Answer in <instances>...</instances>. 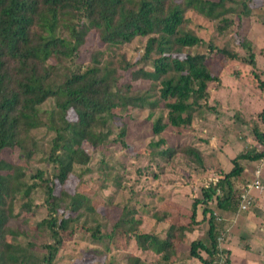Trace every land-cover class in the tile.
<instances>
[{
  "label": "trees",
  "instance_id": "1",
  "mask_svg": "<svg viewBox=\"0 0 264 264\" xmlns=\"http://www.w3.org/2000/svg\"><path fill=\"white\" fill-rule=\"evenodd\" d=\"M228 1L0 0V153L17 147L30 157L40 151L59 167L52 179L45 177L43 170L31 176L41 179L47 188L48 214L31 227L36 232L46 233L50 241L38 246L31 240L20 242L22 232L8 225L17 215L16 202L27 213L33 210L31 198L37 182L29 181L22 165L0 159V264H56L66 233L78 225L80 217L98 213L91 196L69 191H60L58 196L56 184L67 181L75 164L89 162L84 142L98 146L109 139L114 131L116 110L148 111L149 119H153V134L161 136L149 145L159 158H171L184 147L168 145L162 134L169 127L193 124L195 115L207 106L210 84L220 81L208 62L213 55L221 53L227 60L251 66L253 75L259 79L258 60L248 39L241 40L247 54L228 46L217 47L213 41L209 42V53L187 50L204 41L190 26L187 12L194 10L218 21V31L224 32L233 24L229 14L236 12L235 7L227 5ZM241 2L243 9L238 13L250 15L249 4L245 0ZM92 29L102 30L103 42L111 46L146 37L144 52L136 59L127 58L121 52L110 60L103 59V52L97 51L88 65L67 66L66 59L79 54ZM52 58L56 61L52 62ZM121 69H133L131 78L147 80L150 86L141 89L130 81L121 82ZM260 87L264 89L262 80ZM50 98L55 100L54 107L43 109L42 105ZM69 109L75 111V120L68 119ZM261 115L264 120V109ZM40 128L55 134L47 149L43 140L32 133ZM126 133V126H122L113 142L126 147ZM254 133L261 147L239 153L232 159L233 167L222 172L215 184L201 188V197L193 201L187 224L181 221V212L165 211L170 219L167 218L169 226L163 237L158 233L141 232L142 218L125 205L113 230L104 236L107 248L112 245L116 249H127L135 240L139 248L160 255L161 264H173L186 233L199 222L198 206L202 205L203 216L209 214L208 238L190 240L188 255L199 259L201 264H212L227 220L219 219L210 204L215 202L221 211L238 209L240 190L235 180L241 178L245 170L242 160L257 161L264 156V131L255 127ZM27 141L31 142L29 148ZM161 144L164 147L160 149ZM187 151L196 153L194 148ZM114 180L120 187V176ZM81 227L90 231V237L101 241L104 238L99 233V222L89 227L81 224ZM225 251L230 253L229 249ZM129 264H142V261L135 256L130 258ZM224 264H230L229 256Z\"/></svg>",
  "mask_w": 264,
  "mask_h": 264
},
{
  "label": "rangeland",
  "instance_id": "2",
  "mask_svg": "<svg viewBox=\"0 0 264 264\" xmlns=\"http://www.w3.org/2000/svg\"><path fill=\"white\" fill-rule=\"evenodd\" d=\"M244 0H229L227 5L233 6L236 12L229 14L233 24L224 32H219V22L210 20L194 10H189L190 26L204 40L199 46L188 48L192 53H209V42L213 41L217 47L228 46L247 54L242 47V38L252 42L257 58L259 79L253 75L252 67L238 60H227L221 53L213 55L208 62L212 64V71L220 77V81L210 84V97L207 106L201 113L196 114L193 124L180 128L169 127L162 136L168 145L180 144V149L173 157L162 159L154 154L150 147L151 141H157L161 136H156L152 131V120L146 110L128 111L116 110L117 117L113 124V134L109 139L98 146L84 142V148L90 156L86 164H75L64 184H56L55 194L60 191L69 193L84 192L91 196L95 202L98 213L80 217L79 223L66 233L61 250L58 253L56 264H129L130 258L140 257L142 264H161L160 255L152 250H143L138 247L135 240L127 249H116L112 245L107 248V232L113 230L115 221L120 217L123 207L132 208L138 218H142L139 226L141 232L158 233L163 237L169 226L165 211L180 213L181 221L187 224L191 205L197 197H201V188L214 178H219L222 172L233 167L232 159L241 152L261 145L257 142L254 128L264 131V120L261 112L264 109V89L260 87V80L264 81V0H245L251 7V14H240ZM102 30L92 29L88 34L86 43L81 47L75 58L66 59L67 66H86L91 62L92 54L103 52V59H113L123 52L127 58L136 59L144 52L147 42L146 37H138L133 42L121 46H111L102 40ZM55 62V58L51 59ZM211 60V61H210ZM133 69L120 70L121 82H131L135 88L145 89L150 86L147 80H133ZM55 100L50 98L43 105V109H52ZM69 120L76 119L73 109L67 112ZM122 126H126V147L113 142ZM43 140L44 148H49L50 141L55 136L53 132L40 128L32 132ZM41 142V141H40ZM28 148L31 142L27 141ZM161 144L159 148H163ZM188 148H194L195 154L189 153ZM140 153L139 151H145ZM152 151V152H151ZM5 158L16 165H22L27 172L30 182H37L36 190L32 194L33 210H21L18 202L15 204V217L11 218L8 225L22 232L18 238L24 243L28 240L38 246L50 241L46 233L36 232L31 227L34 223L47 216L48 210L45 203L46 184L41 179L31 177L37 170H43L45 177L54 178L58 165L50 162L44 152H34L30 157L19 148L5 149L0 153V159ZM104 160V162H103ZM245 166L253 167V163L242 160ZM258 161L255 163L257 164ZM256 164L254 166H256ZM120 176L121 186L118 187L114 180ZM249 178L244 176L235 180L236 187L242 191V186ZM261 192H264L261 191ZM218 218L223 219L222 211L216 207L215 202L210 204ZM254 205L249 209L251 210ZM63 208L59 209L62 212ZM203 206H198L197 224L191 232L186 233L187 239L183 240L176 252L173 264H196L195 259L188 255L190 240H207L208 219L202 214ZM67 214L68 211H65ZM164 216L163 221L157 218ZM166 216V217H165ZM168 218V219H167ZM86 220V221H85ZM101 223V240L90 237L81 224L95 226ZM228 227V226H227ZM229 231H222V246L227 247ZM246 243H244L245 246ZM260 250H255L252 264H264V242L257 245ZM234 248H238L234 246ZM262 253L256 255V253ZM234 253V252H233ZM206 256V253H204ZM230 253H225V259ZM217 259L218 264L220 259ZM223 260L222 264L224 263Z\"/></svg>",
  "mask_w": 264,
  "mask_h": 264
},
{
  "label": "crops",
  "instance_id": "3",
  "mask_svg": "<svg viewBox=\"0 0 264 264\" xmlns=\"http://www.w3.org/2000/svg\"><path fill=\"white\" fill-rule=\"evenodd\" d=\"M251 162L253 167L245 166L243 172L248 181L253 178L256 164V161ZM253 196L254 207L251 210L222 211L223 218L227 220L226 230L230 233L226 247L230 251V264H252L253 251L260 250L257 245L264 242V192L253 190ZM258 254L263 255L261 252ZM202 255L205 256L204 252ZM194 259L196 264H201L199 259Z\"/></svg>",
  "mask_w": 264,
  "mask_h": 264
},
{
  "label": "built area",
  "instance_id": "4",
  "mask_svg": "<svg viewBox=\"0 0 264 264\" xmlns=\"http://www.w3.org/2000/svg\"><path fill=\"white\" fill-rule=\"evenodd\" d=\"M257 164L255 166L253 178L250 181H247L245 185L242 186V191L239 193V210H249L254 205V196L253 190H264V156L257 160ZM218 181V177L214 178L211 182L207 183L205 186H209L211 183H216ZM227 248L222 246V235L218 238L217 251L215 252V256L220 259V263L222 264L225 259V250ZM226 260V259H225ZM225 262V261H224ZM215 263L218 264L217 259L215 258ZM224 264V263H223Z\"/></svg>",
  "mask_w": 264,
  "mask_h": 264
}]
</instances>
